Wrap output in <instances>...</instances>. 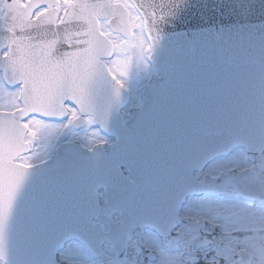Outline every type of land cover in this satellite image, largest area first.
Masks as SVG:
<instances>
[{
  "label": "snow or ice",
  "instance_id": "obj_1",
  "mask_svg": "<svg viewBox=\"0 0 264 264\" xmlns=\"http://www.w3.org/2000/svg\"><path fill=\"white\" fill-rule=\"evenodd\" d=\"M174 35L184 40L173 44L160 37L147 51L141 49L134 70L128 63H114L108 70L111 121L100 122L106 136L93 130L80 139L61 140L63 129L3 127L8 146H29L37 134L48 144L43 166L17 162L6 188L0 209L5 223L23 186L21 169H36L15 227L0 232L2 264H44L40 242L53 222L73 231L52 264H85L80 245L88 246L89 233L109 236L136 218L150 226L178 220L204 194H220L218 177L204 166L231 151L242 131L239 67L221 36ZM227 218L220 211L212 216L213 221Z\"/></svg>",
  "mask_w": 264,
  "mask_h": 264
},
{
  "label": "water",
  "instance_id": "obj_2",
  "mask_svg": "<svg viewBox=\"0 0 264 264\" xmlns=\"http://www.w3.org/2000/svg\"><path fill=\"white\" fill-rule=\"evenodd\" d=\"M143 18L144 32L147 36L150 46L157 43L158 38L166 37V43L176 44L184 40L183 36L174 35V33L187 31L190 36L193 31L202 34L205 38L221 36L226 48L227 54L231 56L239 67L240 87L243 99V121L242 131L236 139V144H245L250 142L251 135H260L264 131V0H131ZM73 8L69 13L73 12ZM93 12V11H92ZM92 12L89 16L92 18ZM110 23V22H109ZM82 30L92 34L95 39L100 38L106 49L111 48L110 42L98 33L96 22L91 20H82L79 22ZM89 27V28H88ZM122 34L129 37V26L127 18L122 21ZM98 37V38H97ZM101 41V42H102ZM100 85L91 93H97L99 89L107 96L110 91L111 81L103 79ZM100 79V80H101ZM90 96L86 100V107L95 108L101 111L106 109V113H96L98 124L100 122L111 121V113H108L106 103L97 100L92 102ZM92 105L91 107V104ZM98 105V106H97ZM105 105V106H104ZM100 107V108H99ZM93 113V111H91ZM254 120V123H253ZM263 121L257 125L260 121ZM244 137V138H243ZM235 144V145H236ZM43 165V164H42ZM16 170L13 169L14 172ZM24 172L23 186L19 189L22 192L17 198L20 202L31 183V180L25 179L27 174L34 175L36 169H21ZM233 174L224 175V180H232ZM11 179L5 181L0 179V190L7 188ZM241 193L244 197L256 198L259 196L247 194L245 187H241ZM261 198V197H260ZM18 205H20L18 203ZM18 216L19 210H15ZM54 222L49 226L43 239L48 240L56 237ZM73 231L72 226H63L60 236L52 245V251H48L49 264L53 260L54 250L59 248L62 241ZM4 252V248L0 244Z\"/></svg>",
  "mask_w": 264,
  "mask_h": 264
},
{
  "label": "flooded vegetation",
  "instance_id": "obj_3",
  "mask_svg": "<svg viewBox=\"0 0 264 264\" xmlns=\"http://www.w3.org/2000/svg\"><path fill=\"white\" fill-rule=\"evenodd\" d=\"M0 1L3 4L0 10V18H2L6 0H0ZM13 1L15 2V4L25 5L28 0H13ZM70 1L71 0H36L39 6L35 8L28 17H30L31 19H36L44 15L45 20L51 21L52 23L54 22L59 23L64 18L65 11ZM25 16L26 15H24L23 17ZM106 21L107 20H100V22H106ZM50 43H54L53 40H50ZM71 43H72L71 44L72 48H73V43L76 46L77 38L75 40L72 39ZM68 47H69V42L67 40H64L61 41V46L57 50H55V48L52 46H50V48L47 50L46 45H43L38 49L39 54H37V59H39V63L41 64L42 74L44 77L46 76L48 70H51L52 75L59 73L58 71H56V60L57 58L62 57L63 59H65V61H68L69 59L67 55ZM6 56H8L7 46L6 48L2 47L0 49V58H4ZM20 57L22 56L21 55L11 56L8 57V59L4 62L0 61V89L6 92L5 95L0 93V97L5 96L6 98L4 97V100L6 99L5 101L8 102L11 99V94H13L14 96L12 95V98H14L15 103L18 104V106L13 107L10 110H0V112L12 113L14 110L19 108L20 107L19 85H21L22 82L25 80L29 81V79L32 80L33 82L36 81V78L32 73H28L26 75V73L19 74L15 72L14 68ZM10 69H11L10 75H6ZM54 71H56V73H54ZM3 73L5 74L7 80L13 86L10 87L8 86V84L4 82L2 76ZM52 80H54L53 77ZM15 83H18L19 85L14 86ZM50 83H54V82L51 81ZM40 89L42 91V96L45 98L50 97V98L62 100L65 97L64 94L47 93L48 89L45 84L40 85ZM66 108L68 113L65 121L69 122V124L72 127V121L78 115V113L75 111L74 108L68 106H66ZM55 113H59V111H56ZM38 120L46 124H50V123L56 124L55 122L50 120H45V119H38ZM32 146H30L26 154L17 158L19 162L24 164H36V163H25L20 161L21 159L29 160L32 154L31 151ZM236 151L245 157V160L249 164V167L246 169H240V170L234 169V170L236 172L248 171L249 173L254 174L256 177L258 164L255 162V160L259 159V165L264 167V150L260 152L246 153L242 149L238 148L236 149ZM216 160L210 161L205 166V170L210 163ZM41 161L42 160L38 161L37 163ZM221 173H223V171L218 172L216 176ZM206 196L209 195L204 194L203 198ZM200 221L202 223L199 228L198 224ZM213 224L219 225V227L213 228ZM213 224H211L208 221L206 216L201 214L197 215L193 219V217L185 213L183 209L180 212V219H178L177 223L175 224L174 228L172 229V231L168 236H164V237L158 236L157 234L148 232L146 229H142V228H134L133 230H131L129 233V242L134 246L132 254H134L135 256H140L142 254L143 256L148 251H150L154 257V261H155L154 264H161L160 262L161 258L164 259L166 256H173V255L176 257V261L178 264H206L205 257L207 255L212 257L213 254H215L217 251L220 250L217 246L221 244L223 237L222 225L219 222H214ZM104 245L107 244L104 243ZM109 249H111V247H109ZM188 254H191V256L189 257L190 259L184 257V255H188ZM84 256H87L88 258L87 261L97 260L96 258L88 255L87 253H85ZM131 260L134 261V257H131ZM97 264H102V263H97ZM132 264H137V263L133 262ZM140 264H147V261L142 262ZM165 264H172V263L165 262Z\"/></svg>",
  "mask_w": 264,
  "mask_h": 264
},
{
  "label": "rangeland",
  "instance_id": "obj_4",
  "mask_svg": "<svg viewBox=\"0 0 264 264\" xmlns=\"http://www.w3.org/2000/svg\"><path fill=\"white\" fill-rule=\"evenodd\" d=\"M125 4L127 5L126 2ZM2 5L3 4L0 1V10ZM131 29L134 32L132 38L129 40H123L121 37L116 35L113 36L106 27L103 28L104 33L109 35L114 42V48L116 49V55L111 61L110 67H112L114 63H128L130 65V70H134L137 55L140 53L141 49L146 51V42L142 33L141 21H139L137 17H134L131 20ZM0 93L4 95L6 94V92L1 89ZM12 95L13 94H11V99L8 102L5 101L6 99L4 100L5 96L0 97V110H10L17 106ZM30 124L32 127L31 131H35L42 127L50 133H57L59 130L63 129L66 135L61 137V140L69 138V135H71L72 138L75 137L80 139L85 136L87 132L93 131L85 126L82 130L75 132L70 129L71 125L66 121L60 124H46L38 120H32V122L30 121ZM32 144L34 145V148L29 160L21 159L20 161L25 163H37L46 157V146L48 141L44 136L37 134ZM255 162L258 164L256 177L264 186V167L259 165V159H256ZM248 167L249 164L246 162L245 157L240 153H235L227 158L218 159L210 163L207 166L206 171L216 175L220 171L228 172L229 170H240ZM227 193L226 196L219 199L204 197L202 201L194 202L184 209L185 213L189 214L193 219L201 214L206 216L211 224L219 222L223 227L222 239L224 240L225 245L221 252L217 251L212 257L207 255L205 257L206 264H235L234 260H236L235 252L237 248H245L254 254L255 264H264V252L260 251L261 249H264V209L239 201L233 194H231L233 193L232 190L227 189ZM209 200L212 201L210 206ZM216 211L224 213L228 218L213 221L212 216ZM73 251H75V249ZM83 259L85 264H88V258L83 255ZM97 261L102 264L133 263L130 255L126 256L122 261H116L115 254L109 249V247L104 249L103 256L98 258ZM160 262L161 264H165V262L178 264L174 255L166 256L164 259L161 258Z\"/></svg>",
  "mask_w": 264,
  "mask_h": 264
},
{
  "label": "bare ground",
  "instance_id": "obj_5",
  "mask_svg": "<svg viewBox=\"0 0 264 264\" xmlns=\"http://www.w3.org/2000/svg\"><path fill=\"white\" fill-rule=\"evenodd\" d=\"M43 243H44V244H47V241H44Z\"/></svg>",
  "mask_w": 264,
  "mask_h": 264
}]
</instances>
